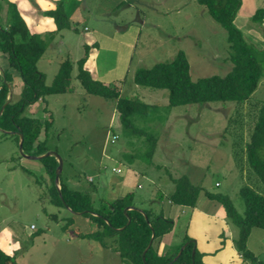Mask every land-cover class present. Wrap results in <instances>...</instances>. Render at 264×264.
Returning <instances> with one entry per match:
<instances>
[{
    "label": "rangeland",
    "instance_id": "374dc122",
    "mask_svg": "<svg viewBox=\"0 0 264 264\" xmlns=\"http://www.w3.org/2000/svg\"><path fill=\"white\" fill-rule=\"evenodd\" d=\"M8 2L11 0H0V22L8 20ZM100 3L106 11L96 14L93 9ZM86 6L83 17L72 21L68 28L58 29L53 39L47 38L43 52L35 61L36 69L44 75L45 84L51 83L60 60L66 54L70 59H76L83 53L85 36L89 31L83 30V25L113 34L109 20L120 21L123 18V21L132 22L138 31L135 34V29L130 30L135 35L128 52L130 63L118 89L123 95L152 105L145 114L131 116V123L140 131L135 132L130 127L123 130L112 101L85 92L78 83L72 59L71 90L46 94L43 99L26 104L22 112L40 120L50 119L45 141L49 148L46 151L54 150L61 157L60 177L65 185L89 190L93 205L102 209L105 200L112 199L117 192L115 186L108 184L117 174L111 166L126 164L116 161H123L120 158L122 153L143 152L146 147L144 134L149 132L155 137L152 162L162 165L152 169L145 160L147 157L141 156L136 157L134 165L147 171L152 169L158 178L155 185L161 189L170 188L169 175L185 174L191 183L205 190L227 194L238 213L243 211V201L238 193L240 185L246 183L264 196V186L255 172L247 163L240 162L236 151H233L235 143L241 144L246 140L253 114L262 106L264 64L255 87L242 103L210 101L168 105L165 88L132 82L133 71L157 61H169L178 50H182L191 79L225 73L231 65L226 32L206 7L197 0H94V4L87 0ZM138 9L140 13L136 18ZM110 51L113 56L115 50ZM98 52L97 61L105 51L99 48ZM261 56L264 59V52H260ZM107 64L103 60L97 67ZM1 69L13 75L9 91L17 96L20 77L0 53ZM112 133L116 138L110 141ZM40 136L42 138V132ZM17 144L14 134L0 130V233L3 234L4 228L9 229L12 232L11 243L20 244V248L13 251L15 264H128L110 248L81 235L94 229L88 215L48 201L43 184L46 175L40 161L23 156L22 148L20 151ZM120 166L118 173L122 174ZM137 182L141 187H134L132 200L138 207L156 209L155 205L150 206L154 202L150 200L153 196L145 197L148 182L141 176ZM92 186L96 191L90 189ZM156 192L153 190L154 195ZM200 193L197 198L201 197ZM212 202L222 208L218 202ZM183 218L176 220L173 230L184 231L185 223L183 226L180 224ZM229 223L235 236L237 227ZM252 230L264 233L259 227H251L250 232ZM5 239L8 244L6 236ZM168 239L169 236H164L153 244L158 250H164L172 241ZM258 258L264 260V253Z\"/></svg>",
    "mask_w": 264,
    "mask_h": 264
},
{
    "label": "trees",
    "instance_id": "16d2710c",
    "mask_svg": "<svg viewBox=\"0 0 264 264\" xmlns=\"http://www.w3.org/2000/svg\"><path fill=\"white\" fill-rule=\"evenodd\" d=\"M197 2L206 7L210 16L226 32L230 50L228 54L230 68L222 75L211 74L191 79L186 57L182 50H178L169 61H157L148 67H137L133 71L132 82L165 88L168 105L210 101L242 103L261 75L264 59L262 56L259 57V54L264 52V49H255L251 44L246 43L233 23V16L240 0H197ZM6 12L9 16L8 20L0 22V53L6 58L9 67L19 75L21 86L17 96L10 92L9 99L4 103L13 82L10 72L1 69L0 106L2 103L4 105L0 108V130L14 134L16 140L20 132L22 151L37 155L49 148L45 141L50 119L40 120L26 116L22 113L24 106L37 99H43L44 95L49 93L70 91L73 62L68 56L61 59L51 83L45 84L44 75L36 69L35 61L43 52L47 38H50L52 32H29L13 2L7 3ZM44 13L54 18L56 25L54 31L70 27L60 0L55 3V10H47ZM263 15L264 8H257L252 18L259 19ZM83 48V53L75 61L74 77L78 83L85 92L112 101L123 130L130 127L135 132L140 131L131 123V116L145 114L152 104L121 94L114 84L91 78L88 71L82 67L87 45L84 44ZM40 131L43 134L42 138H39ZM144 136L146 147L143 152L122 154L129 155V158L147 157L145 160L150 162L155 137L149 132ZM241 144L243 154H237L240 162L247 163L264 186V100L262 106L253 114L248 136ZM37 159L46 175L43 184L48 201L54 205L67 206L71 211L86 214L93 222L94 229L81 234L82 236L91 237L103 247L116 251L128 264H166L167 262L168 264H203L201 252L195 247L194 239L186 233L164 250L156 248L153 242H158L171 230L173 220L164 216L160 209L155 211L138 207L132 200V191L105 200V206L101 209L93 205L89 190L67 187L60 177V172L57 185L55 184L54 169L57 162L53 155H44ZM22 168L31 173L27 168ZM169 179L173 187L166 194V198L172 203L194 206L197 194L203 187L191 183L185 174L169 175ZM35 181L41 183L37 178ZM202 191L205 197L218 202L224 217L236 225L237 232L232 237V245L241 258L251 264H264V261L259 260L246 245L251 227L264 230V196L246 183L240 185L238 193L243 201V211L238 213L227 194L205 189ZM157 197L161 198L162 194L157 192ZM127 217L129 221L126 223ZM149 239L150 244L141 255ZM183 242L185 243L179 254L172 259ZM0 264H15L14 255L10 257L0 250Z\"/></svg>",
    "mask_w": 264,
    "mask_h": 264
},
{
    "label": "crops",
    "instance_id": "0c3cea01",
    "mask_svg": "<svg viewBox=\"0 0 264 264\" xmlns=\"http://www.w3.org/2000/svg\"><path fill=\"white\" fill-rule=\"evenodd\" d=\"M56 1L57 0H48L49 3L54 5ZM60 1L62 3L63 11L70 23H72V21L80 19L85 14V12H83V8L85 9L87 7V0ZM91 2H93L94 4V0H91ZM28 3L31 5V8L27 11L18 8L17 5L19 4V0H16V3H14L21 18L23 14V16L28 17L31 21V23H26L22 18L28 31L31 33L53 31L51 30L50 25L43 23L46 18H49L51 16L44 13L45 10H43L40 5L37 4L36 0H28ZM257 8H264V0H240L239 6L233 16V23L239 29L242 38L246 42L255 45L256 48L264 49V15L259 19L252 18V14ZM104 9L105 7H103L100 3V6H97V8L94 7L93 12L96 14H100L106 11ZM139 13L140 11L138 9L136 18L139 16ZM138 22L141 25V19H139ZM108 23L113 29V34H106L99 28L89 29L85 25L82 26L83 30H89L86 33L84 40L85 44L89 45V48L87 50V56L82 63V67L88 71L91 78L105 83L114 84L118 87V85H120L119 82L121 78L125 76L130 63V60L128 58V56L130 55H128V52L129 47H131L132 45V40H134L135 38V35H132V31L130 30L135 29L136 31H134L136 34L138 28H136V26L128 20L123 21V18L120 21L110 19ZM71 28L76 29L75 27ZM58 32L59 30L54 31L55 34L51 35L50 38L53 39L52 36L56 37ZM50 45L53 46L54 44L51 43ZM99 48L103 49V51L105 52L101 53L100 59L97 61ZM110 50H115L113 56H111ZM109 54L110 56H108ZM68 55L69 54H66L65 56ZM76 59L73 60L76 61ZM103 60L107 61L108 64L105 67H102L100 65L99 67H97L98 64ZM11 77L13 82L12 74ZM41 132L39 133V138H41ZM241 145L240 143H235L234 145L233 151H236V154L238 155L239 153L243 154L241 151ZM123 154H121L120 156L123 161H120V159L116 160L118 163H126L125 165H123L125 167L124 169L122 168L123 166L118 165L121 167L123 173H117L116 177L113 180H111L110 182L107 181L108 184H111L112 186H115L117 188L116 195L111 198L121 195L127 191L133 192L135 186L141 187V184L137 182V179L140 176L144 177V179L148 182V192H146L145 197L147 195H150V197L153 196L150 200H153L154 202L151 203L150 206L155 205L156 209L154 210L157 211L160 209L164 216L170 217L173 220V224L179 218L184 217L183 219H180L182 220L180 222L182 226L185 223V229H183V232H178L171 228V230L165 233L162 237L169 236L168 240L171 241L172 239V243L177 241V239L180 238L183 233H186L194 239L195 247L198 249V251L201 252V261L203 264H251L248 263L245 259H242L239 253L234 249L232 245L233 232L230 227V223L224 217L222 208L218 207V204L215 205L212 202L213 200L205 197L202 191L203 188L200 190L201 197H196L194 206L172 203L166 198V194L173 187L172 182L170 184V188L165 190L155 185V181L158 180V178L152 169L153 167H161L162 164L152 162L151 157L149 165L152 167V169L147 171V169H140L134 165L136 157L129 158V155ZM113 165H115V163ZM86 176H89V174H87ZM152 186L154 187L152 188ZM109 187L111 186L109 185ZM90 189L92 191H96L95 186H92V188ZM153 190L154 192L157 190V192L161 193L162 197L158 198L157 192L154 195ZM197 225H199V227L195 228V226ZM178 233L179 235L177 236ZM263 237L264 233H258L257 231L254 232L252 230L246 239L247 247L257 258L258 256H260V254L264 253V243L262 242ZM0 238L3 239V246L6 247V245L8 244L6 243L5 236H3L2 233H0Z\"/></svg>",
    "mask_w": 264,
    "mask_h": 264
},
{
    "label": "clouds",
    "instance_id": "9594fccd",
    "mask_svg": "<svg viewBox=\"0 0 264 264\" xmlns=\"http://www.w3.org/2000/svg\"><path fill=\"white\" fill-rule=\"evenodd\" d=\"M12 2L16 3V0H12ZM36 2L45 11H47V10H55V5L49 3L48 0H36ZM17 6H18V8L24 9L25 11H27V10H29L31 8V5L28 3V0H19V4ZM22 18L25 20L26 23H31L29 18L23 16V14H22ZM43 23L50 25L51 26V30H53V31L56 28V25L54 23V18H52V17L46 18L43 21ZM3 235L8 238V245L9 246L7 248H5L3 246V239L0 238V250L4 251L6 255L11 257L13 255V251L14 250H18L20 248V244H19V242L15 243V244L11 243L12 232L9 229L5 228L3 230Z\"/></svg>",
    "mask_w": 264,
    "mask_h": 264
},
{
    "label": "water",
    "instance_id": "95a60500",
    "mask_svg": "<svg viewBox=\"0 0 264 264\" xmlns=\"http://www.w3.org/2000/svg\"><path fill=\"white\" fill-rule=\"evenodd\" d=\"M9 97H10V91H8V95H7L6 100L4 101V103L9 99ZM4 103L1 104L0 108H2V106L4 105ZM21 140H22V134H21L20 132H18V144H17V146H18V148H19L20 151H21ZM21 154H22L23 156H25V157H33V158H39V157L44 156V155L53 154L54 157H55V159H56V162H57V163H56V166H55V169H54V182H55V184L57 185L58 174H59V172H60V170H61V166H62V160H61V157L59 156V154H57L54 150H48V151H46V152H44V153H40V154H37V155H30V154H26V153H24V152H21ZM125 209H126V208H124V210H125ZM128 221H129V219H128V217H127V218H126V223H127ZM150 241H151V240L149 239L147 245H146L145 248L142 250L141 255L143 254L144 250L149 246ZM184 243H185V242H183V243L180 245V247L178 248L176 254L172 257V259H174V258L179 254V252H180L181 248L183 247ZM192 251H193V250H192ZM166 264H168V262H167Z\"/></svg>",
    "mask_w": 264,
    "mask_h": 264
},
{
    "label": "built area",
    "instance_id": "2783aa9c",
    "mask_svg": "<svg viewBox=\"0 0 264 264\" xmlns=\"http://www.w3.org/2000/svg\"><path fill=\"white\" fill-rule=\"evenodd\" d=\"M114 138H116V134H114V133H112L111 135H110V138H109V140L110 141H112ZM111 170L112 171H114V172H116V173H118V171H120V168L118 167V166H111ZM88 179V178H87ZM90 179V178H89ZM31 227H32V225H30Z\"/></svg>",
    "mask_w": 264,
    "mask_h": 264
}]
</instances>
